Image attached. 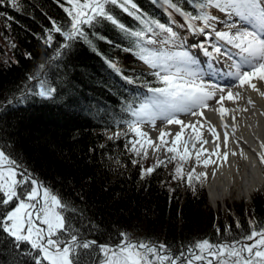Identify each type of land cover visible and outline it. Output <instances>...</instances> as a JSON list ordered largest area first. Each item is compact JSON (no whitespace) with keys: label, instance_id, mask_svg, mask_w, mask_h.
I'll return each mask as SVG.
<instances>
[{"label":"trees","instance_id":"obj_1","mask_svg":"<svg viewBox=\"0 0 264 264\" xmlns=\"http://www.w3.org/2000/svg\"><path fill=\"white\" fill-rule=\"evenodd\" d=\"M133 2L135 15L106 6L128 31L97 17L81 25L86 38L71 41L52 31L53 21L62 31L70 28L65 0L0 2V149L69 204L66 224L82 241L116 244L125 233L181 252L205 233L211 241L239 240L253 224L264 227V195L237 208L233 218L207 211L205 188L199 180L189 184L187 165L177 178L176 166L163 156L164 163L145 175L157 160L147 162L130 150L137 137L128 128L134 120L129 106L138 107L150 87H163L140 67L137 38L130 33L145 29L142 20L171 26L173 19L158 0ZM172 2L195 14L188 0ZM42 86L55 91L41 96ZM28 250L0 232V264H34Z\"/></svg>","mask_w":264,"mask_h":264},{"label":"snow or ice","instance_id":"obj_2","mask_svg":"<svg viewBox=\"0 0 264 264\" xmlns=\"http://www.w3.org/2000/svg\"><path fill=\"white\" fill-rule=\"evenodd\" d=\"M164 2L184 19L185 23L179 25L181 28L187 27L194 33L207 36L214 33L218 40L237 50L234 54L231 52L222 54L229 61L233 60V55L237 57L224 72V76L233 81L225 88L219 84L205 82L203 78L205 74L197 66L198 60L188 50L164 52L162 49L145 46L157 43L153 38L158 35L155 29L167 34L159 43L177 45L180 40L179 33L172 27L156 20H142L145 29L130 33L137 38L139 59L155 70L152 74L163 85L150 87L148 91L152 95L146 97L138 107L129 106L128 110L136 119L128 122V128L139 137L132 142L130 150L143 157L148 156V149H154L156 152L166 150L171 154L168 161H177L176 177L182 178L185 175L184 166L190 161L194 160L197 166L203 164L207 167L210 164L215 165L218 161L227 162L230 152L220 151L221 135L209 121L205 120L202 123L197 119L195 122L191 120L185 122L179 118L180 114L203 117V110L209 109L219 113L223 120L225 115L236 111L224 107V101L236 102L242 98L241 92H233L232 88H250L264 97V91L258 87V83L264 84V0H188L195 14L186 11L172 0ZM65 3L68 7L61 6L70 17V28L68 31H62L53 21L52 31L61 33L69 41L77 36L86 38L81 25H91L97 17H103L122 30L128 31L106 10L109 4L119 6L130 15L135 13L129 10V6L131 9H137L133 0H65ZM212 8L230 17L240 18L248 27L237 26L235 22L227 24L225 21L229 31H216L210 22L218 21L219 17L212 15L210 11ZM169 15L171 16V13ZM197 21H201L203 26L197 27ZM172 23L175 24L177 21L173 19ZM207 28H212V32L206 33ZM148 33L153 35L147 36ZM51 40L52 36L49 35L46 42ZM180 43L182 44V41ZM193 47L202 48L203 54L213 60L220 58V46L213 44L212 51L203 44ZM212 67L213 65L209 64V71ZM53 91L55 90L45 91L42 86L38 94L48 96ZM210 101H215L219 107L212 108ZM231 118L235 120L236 117L233 114ZM157 119L180 126L171 142L166 138L172 135L169 132L160 131L154 140L142 130L141 125L144 123H149L154 128ZM206 125L207 131L214 137L211 141L213 145L211 150L204 147L209 144V140L203 139L200 130ZM223 127L227 129L229 126L225 123ZM185 129H191L187 138ZM116 135L119 136V133ZM228 139L229 133L225 131L223 133L225 147ZM197 143L200 147H197ZM260 147L264 149V143H261ZM259 158L264 163V151L259 153ZM162 163L164 161L158 158L155 165L144 170V174H150ZM186 175L191 184L194 179L200 180L206 174H196L193 168ZM0 205L5 206L0 209V232L11 237L17 248L21 242L29 245L26 254L31 256L34 264H264V227L257 229L255 224L242 240L215 243L203 239L189 247L187 255L184 251L175 255L170 254L164 244L133 241L125 233H121V239L115 245L82 241L73 234L71 226L66 224L63 212L69 209V204L62 201L58 194L53 193L42 182L32 178L26 170H21L17 160L3 149H0ZM93 247L100 254L99 259H93L94 253L91 251ZM161 250H164L163 254Z\"/></svg>","mask_w":264,"mask_h":264},{"label":"bare ground","instance_id":"obj_3","mask_svg":"<svg viewBox=\"0 0 264 264\" xmlns=\"http://www.w3.org/2000/svg\"><path fill=\"white\" fill-rule=\"evenodd\" d=\"M217 15L220 20L216 23V28L224 27L225 21L229 24L235 22L237 26H247V24H244L245 22H242L240 18L235 16L230 17L226 13L220 12L218 9ZM175 30L181 33L178 27ZM231 31H235V29H231ZM186 32L187 33L182 37H179L180 40H178L177 45H164V47L158 48L157 50L162 49L164 52L188 50L198 60L199 63L197 66L200 69H203L201 70L202 72H205L203 62L206 63V61H204L203 58V49L201 48L200 53L198 47H193V45L203 44L208 50L212 51L213 43L210 42L209 39L201 36L197 40L198 34H194L192 31L188 30ZM213 37L217 41L218 38H215V36ZM180 41H182V44ZM217 43H221L223 49H221L220 58L216 59L217 62H215L214 65L219 66L218 69H226V67H229V65L235 62L237 58L233 55V60L229 61L222 54L224 52H231L234 54L237 50L231 45H227L224 41L218 40ZM216 63H219V65ZM148 67L149 69H152L149 65ZM215 77H217L216 74ZM203 78L206 79L207 76L204 75ZM226 80L227 79L223 81V79L217 77L214 78V80L206 79L205 82L219 84L221 87L226 88L233 83L232 80ZM258 87L261 91H264V84L258 83ZM232 91L241 92L242 98L236 102L229 100L224 101V107L228 109H236V111L225 115L223 120L219 113L209 109L203 110V117H195L188 114H180L179 117L180 119L185 120V122H188L189 120L195 122L197 119H200L202 123L205 122V120L209 121L211 125L216 127L217 132L221 135L220 151L223 152L228 150L230 152L227 162L218 161L215 165L210 164L207 167L201 164L196 168L197 174H206L202 177L205 179V184L207 185L210 195V201L215 207L218 206L220 201H224L231 197L248 196L249 198L255 189L262 186L264 182V163H262L259 158V153L264 151V149L260 147L261 143H264V97L250 88H232ZM217 95H219V93H217ZM249 100H251V103H249ZM209 104L212 108L219 107V105L215 104V101H210ZM233 114L236 117L235 120L231 118ZM225 123L229 126L227 129L223 127ZM141 128L154 140L159 136V133L162 130L172 134L171 136L166 137L168 140H172L175 133L180 130L179 125L167 124L161 119H157L154 128L149 123L142 124ZM200 130L203 133V139L209 140V144L204 145V147L211 150L213 147L211 141L214 140V137L207 131V125ZM225 131L229 133L227 147L223 144V133ZM190 132L191 129H185V138H187ZM197 147H200L199 143H197ZM154 151V149H148V153ZM232 152H235L236 154L232 155ZM241 152H243V155H241Z\"/></svg>","mask_w":264,"mask_h":264},{"label":"rangeland","instance_id":"obj_4","mask_svg":"<svg viewBox=\"0 0 264 264\" xmlns=\"http://www.w3.org/2000/svg\"><path fill=\"white\" fill-rule=\"evenodd\" d=\"M161 4H162V6L165 8V10L167 11V13L169 14V13H171V15H172V17H173V19L175 20V21H177V24L178 25H180V24H182V23H185V21H184V19L178 14V13H176L173 9H171L165 2H164V0H158ZM211 13H212V15H215V16H217L218 17V15H217V9H211ZM172 19V20H173ZM220 20V19H219ZM218 20V21H219ZM218 21H213V22H210L211 24H212V27L213 28H215V30L216 31H226V30H229V28L226 26V24H225V26L224 27H220V28H216L215 27V25H216V23L218 22ZM196 24H197V27H202L203 26V24H202V22L201 21H197L196 22ZM227 24H229V23H227ZM173 25H174V23H172V27H173ZM175 25H176V23H175ZM248 26V25H247ZM246 26V27H247ZM177 28V26H174V31H176L175 29ZM184 29H188L187 27H184V28H182V30L184 31ZM205 32L206 33H211L212 32V28H207V29H205ZM159 33V32H158ZM179 33V32H178ZM187 33V32H186ZM194 33V32H193ZM185 33H179V37H182L183 35H184ZM194 34H198V33H194ZM167 35V34H166ZM199 35V34H198ZM203 35V34H202ZM213 36H215L214 35V33L212 34ZM205 36H207V35H205ZM207 37H210V36H207ZM154 39L155 38H157L156 40H157V43H156V45L155 44H153V45H150V46H148L149 48H153V49H158V48H162V47H164V45L163 44H161V43H159V41H160V39H162V38H160L159 37V35H157L156 37H153ZM216 38V37H215ZM213 40H215L214 38H213ZM215 42V41H214ZM152 46V47H151ZM144 65H146V67H148V65L145 63ZM143 65V66H144ZM149 68V67H148ZM223 70H225V68H223L222 69V71ZM207 77H209V76H207ZM206 79H210V80H213L212 78H206ZM206 79H204V80H206ZM222 79V78H221ZM226 79V78H225ZM225 79H223V81H225ZM227 80H232L231 78H229V79H227ZM226 80V81H227ZM116 132V131H115ZM110 134L112 133V132H109ZM137 137V136H136ZM137 139H139V137H137L135 140H137ZM134 140V141H135ZM169 142H171V140H169ZM137 147H139V145H137ZM170 156L171 154H169L166 150H164V149H162L160 152H156V151H154V152H152V153H148V156L147 157H143L142 155H141V159H143V160H145V161H147V162H154L155 160H157L159 157H163V156ZM177 166V161H175V160H173V161H171V166L173 167V166ZM187 166H188V168H189V170L191 171V169H195V173H196V168H197V165L195 164V162H194V160H192V161H190L188 164H186ZM197 174V173H196ZM199 182L203 185V186H205L204 188H205V191H206V197L208 198V201H207V207L208 208H206L205 210H207L208 211V209H209V207L215 212V213H219V212H221V214L222 215H224V216H228V215H230V218H233V216L235 215V213H236V211L238 210L237 208H243V207H246L245 209H247V208H249L250 207V205H251V203H252V201H253V197L254 196H263L264 195V182H263V185L262 186H260V187H258V188H256L255 189V191L251 194V196H249V198H248V196H237V197H231V198H229V199H225L224 201H220L219 202V204H218V206L217 207H215L214 205H212V202L210 201V195H209V192L206 190V184H205V179L203 178V177H201V179L199 180ZM203 221H201V223H202ZM204 224H206V223H204ZM203 224V225H204ZM257 229H259V228H257ZM203 230L201 229V232H202ZM205 235V238L204 239H208V240H210L211 241V238H210V235H209V233H205L204 234ZM201 240H203V239H201ZM239 240H242V238L241 239H239ZM133 241H135V240H133ZM212 242H215V243H220V242H230V241H212ZM111 245H115V244H111ZM163 251L164 250H161V254H163ZM180 252V251H179ZM178 251H174V250H169V253L170 254H173V255H175V254H178L179 253ZM185 254L187 255L188 254V249L185 251Z\"/></svg>","mask_w":264,"mask_h":264},{"label":"water","instance_id":"obj_5","mask_svg":"<svg viewBox=\"0 0 264 264\" xmlns=\"http://www.w3.org/2000/svg\"><path fill=\"white\" fill-rule=\"evenodd\" d=\"M32 178H33V176L31 175V174H29ZM42 227H43V225H41Z\"/></svg>","mask_w":264,"mask_h":264}]
</instances>
